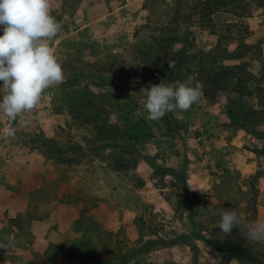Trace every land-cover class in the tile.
<instances>
[{
  "label": "rangeland",
  "instance_id": "obj_1",
  "mask_svg": "<svg viewBox=\"0 0 264 264\" xmlns=\"http://www.w3.org/2000/svg\"><path fill=\"white\" fill-rule=\"evenodd\" d=\"M196 1L49 0L61 25L50 42L64 78L13 135L0 137V200L8 206L0 214V264H81L84 257L89 264H174L177 246L195 254L194 264H264V244L238 228L222 234L216 211L233 208L241 217L248 184L256 177L258 191L264 188V125L241 129L228 112L262 110L264 97L238 104L227 93L211 103L201 94L189 109L156 121L143 106L142 90L164 82L151 63L159 40L183 33L193 39L194 65L218 46H247L244 60L228 64L245 62L264 81V0H246L241 17L215 13L220 18L198 15ZM227 145L258 162L245 196L235 169L225 166L233 160L224 156ZM67 206L75 236L36 261L34 225L50 220L60 229ZM129 209L137 210L135 225L105 228ZM167 250L171 256H162Z\"/></svg>",
  "mask_w": 264,
  "mask_h": 264
},
{
  "label": "clouds",
  "instance_id": "obj_2",
  "mask_svg": "<svg viewBox=\"0 0 264 264\" xmlns=\"http://www.w3.org/2000/svg\"><path fill=\"white\" fill-rule=\"evenodd\" d=\"M61 30L51 15L49 0H0V114L15 120L34 109L45 89L63 80V70L50 46ZM147 119L156 121L174 110H187L198 101L202 84L193 76L178 84L143 89ZM13 135L14 129H7ZM218 228L231 234L238 228L252 243L264 244V220L244 222L235 209L217 208ZM5 245L0 242V248Z\"/></svg>",
  "mask_w": 264,
  "mask_h": 264
},
{
  "label": "trees",
  "instance_id": "obj_3",
  "mask_svg": "<svg viewBox=\"0 0 264 264\" xmlns=\"http://www.w3.org/2000/svg\"><path fill=\"white\" fill-rule=\"evenodd\" d=\"M247 6L246 0H197L195 2V9H199L197 14L201 17H211L217 12H228L241 17ZM260 6L264 7V3ZM177 43H181L182 47L176 49L174 46ZM193 46V39L190 41L186 33H183L180 39L174 36L160 39L158 53L151 62L154 65L153 71L157 72L166 84L182 83L190 75L193 76L195 81L202 84L203 98L211 103H215L221 95L227 93H235L237 97L233 103L238 104L253 95L264 97V81L250 73L247 63L228 64L232 61L244 60L250 48L243 51L247 46H242L236 51L230 52L227 48L220 49L218 46L203 54L201 62L194 65L192 59L196 57V54L191 53ZM240 109V112L232 110L228 112L237 113L234 118L241 129L247 130L252 126L264 125V108L248 113L244 111V107ZM255 179L256 177L252 179L253 182L248 184L251 196L244 213L247 216L246 222L258 218V189L254 183ZM240 189L244 196L249 193L241 187ZM166 254L171 256L169 250L163 251L162 256ZM156 256L159 257L158 254ZM258 257L264 260V249L262 253L258 254ZM91 259V257H84L81 259V264H89ZM99 259L100 257L96 258V260ZM160 259H158L159 262H161ZM129 261L131 259L128 258L125 264ZM133 264H137V262Z\"/></svg>",
  "mask_w": 264,
  "mask_h": 264
},
{
  "label": "crops",
  "instance_id": "obj_4",
  "mask_svg": "<svg viewBox=\"0 0 264 264\" xmlns=\"http://www.w3.org/2000/svg\"><path fill=\"white\" fill-rule=\"evenodd\" d=\"M213 18H216V16H218V18H220L219 15H212ZM227 19L228 22H236L237 18L231 14H226L224 15ZM233 144H236V142H234ZM224 152L226 155H224L225 157H228L229 155L233 156V160L232 161H228L225 162V166L228 167L229 165L232 166L235 169V176H238V178H236V182L239 184V186L243 189V190H247V186L245 181L248 180L250 177H252L253 175H255L257 168H258V162L254 159H249V157H247L246 154V150L242 149V148H235L233 145H227L226 148H224ZM225 167V168H226ZM197 176V175H196ZM197 180H201V177L198 178ZM264 178L260 177V181H263ZM219 182L221 183V179L219 180ZM121 193L120 192H112V196H119ZM211 195L213 196V193H211ZM8 208V206L3 203L2 200H0V214H3L6 209ZM117 207H113V209H116ZM257 209H258V218L257 220H264V188L260 189V191H258V198H257ZM72 207L71 206H67L64 208V218H63V226L56 230L55 228H53V222L52 221H48V222H41V223H37L36 225H34V233L37 235L36 236V244L37 246H39L40 248H37V256L35 258L36 261H45V257L44 254L46 252H48L49 247L51 245L54 244H58L61 240L68 238V239H73L74 232H73V222L74 219L71 218L70 220H68V218L70 217L69 212L72 211ZM22 210H19L17 208H13V212L14 214L19 213ZM124 217L120 218L116 221L110 222L109 224L106 225V229L108 231L111 230H118L120 228V226L122 224H126L128 223L129 225H135L134 221L137 217V210L136 209H129V211L125 210L124 211ZM245 214L242 213L241 214V218H245L244 216ZM131 218V220H129ZM177 253L174 256V264H194L196 261V256L195 254L191 251V250H183L180 247H176ZM208 256V255H206ZM80 257H76L75 259L78 261ZM220 262V258H218ZM230 264H244L239 262L238 260H234L232 261Z\"/></svg>",
  "mask_w": 264,
  "mask_h": 264
},
{
  "label": "built area",
  "instance_id": "obj_5",
  "mask_svg": "<svg viewBox=\"0 0 264 264\" xmlns=\"http://www.w3.org/2000/svg\"><path fill=\"white\" fill-rule=\"evenodd\" d=\"M49 43H50V46H51V48L53 49V51L55 53V45H54V43L53 42L51 43L50 41H49ZM46 96H48V89L44 90V92H43V94H42V96L40 98V101L42 99H44ZM27 113H24L21 116H18L15 120H10V119L4 117L1 114L0 115V137L1 138H6V137L10 136V135L6 134L7 133V129L12 128L15 131V129L17 128L18 124L21 122L22 118L25 117V115Z\"/></svg>",
  "mask_w": 264,
  "mask_h": 264
}]
</instances>
